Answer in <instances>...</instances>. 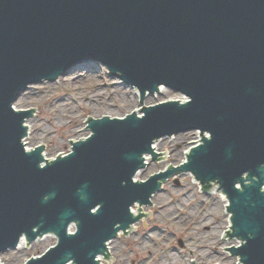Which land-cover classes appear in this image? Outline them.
Here are the masks:
<instances>
[{
    "label": "water",
    "instance_id": "1",
    "mask_svg": "<svg viewBox=\"0 0 264 264\" xmlns=\"http://www.w3.org/2000/svg\"><path fill=\"white\" fill-rule=\"evenodd\" d=\"M89 62L143 98L165 85L189 100L146 106L143 116H86L82 130L93 134L53 160L44 146L27 151L35 108L14 103L30 84ZM190 130L202 141L187 162L134 181L145 154L157 158L156 139ZM182 171L220 184L230 235L243 241L231 250L240 264H264V0H0V254L53 233L58 243L26 264H100L108 242L141 218L132 206L151 204Z\"/></svg>",
    "mask_w": 264,
    "mask_h": 264
},
{
    "label": "rangeland",
    "instance_id": "2",
    "mask_svg": "<svg viewBox=\"0 0 264 264\" xmlns=\"http://www.w3.org/2000/svg\"><path fill=\"white\" fill-rule=\"evenodd\" d=\"M171 98L184 96L164 86L156 97L148 94L142 102L145 106ZM15 105L18 109L35 108L34 115L28 119L33 128L26 142L29 148L44 145L48 159L68 153L72 145L67 140H78L89 134L90 131L82 130L86 127L83 122L86 116L123 117L142 109L139 90L112 77L102 64L76 66L56 82L34 84L21 94ZM198 135L197 131H189L157 140L159 153L164 150L168 153L166 160H148V165L136 177L147 179L170 165L177 166L185 161L186 152L193 144L190 142L200 140ZM176 179L180 185L175 183ZM152 202L154 206L142 205L141 212H154V219L146 217L148 225L139 220L129 237L121 233L111 241L114 262L110 264H191V260L195 264L238 262V257L222 249L239 243L235 238L222 240L230 224L222 194L200 191L191 174L184 172L169 178ZM56 242L55 237L44 236L30 247L25 242L0 257L5 264H24ZM103 264L107 263L103 261Z\"/></svg>",
    "mask_w": 264,
    "mask_h": 264
},
{
    "label": "bare ground",
    "instance_id": "3",
    "mask_svg": "<svg viewBox=\"0 0 264 264\" xmlns=\"http://www.w3.org/2000/svg\"><path fill=\"white\" fill-rule=\"evenodd\" d=\"M161 90H163V87H161ZM26 123H27L28 131H29L28 134L30 135V130L33 128V127H32V122H30V121L27 120ZM156 144H157V143H156V141H155V142H154V146H153V147H154V150H156L157 147H158ZM155 148H156V149H155ZM156 152H157V150H156ZM157 153H159V152H157ZM186 154H187V152H186ZM147 164H148V162H147ZM146 166H147V165H146ZM226 203H227V200H226ZM142 209H143V208L141 207V211H143ZM133 212L136 214V209H135V208H133ZM228 216H229V214H228ZM133 227H134V226H133ZM108 251H109V252L111 251V245H110V244H109V247H108Z\"/></svg>",
    "mask_w": 264,
    "mask_h": 264
}]
</instances>
